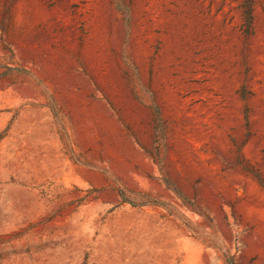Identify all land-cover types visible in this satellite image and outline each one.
Listing matches in <instances>:
<instances>
[{"label":"rangeland","instance_id":"1","mask_svg":"<svg viewBox=\"0 0 264 264\" xmlns=\"http://www.w3.org/2000/svg\"><path fill=\"white\" fill-rule=\"evenodd\" d=\"M0 264H264V0H0Z\"/></svg>","mask_w":264,"mask_h":264}]
</instances>
